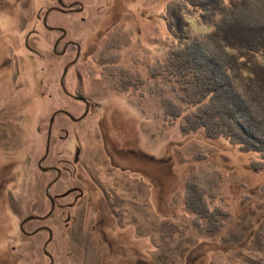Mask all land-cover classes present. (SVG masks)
Instances as JSON below:
<instances>
[{
  "label": "rangeland",
  "instance_id": "rangeland-1",
  "mask_svg": "<svg viewBox=\"0 0 264 264\" xmlns=\"http://www.w3.org/2000/svg\"><path fill=\"white\" fill-rule=\"evenodd\" d=\"M182 1L0 0V264H264L263 156L182 132Z\"/></svg>",
  "mask_w": 264,
  "mask_h": 264
},
{
  "label": "trees",
  "instance_id": "trees-1",
  "mask_svg": "<svg viewBox=\"0 0 264 264\" xmlns=\"http://www.w3.org/2000/svg\"><path fill=\"white\" fill-rule=\"evenodd\" d=\"M188 5L206 27L199 36L187 34ZM169 17L171 32L179 34L165 68L170 93L196 107L182 132L201 128L210 138L226 137L264 158V63L256 59L264 53V0H183ZM200 200L192 205L198 213Z\"/></svg>",
  "mask_w": 264,
  "mask_h": 264
},
{
  "label": "water",
  "instance_id": "water-1",
  "mask_svg": "<svg viewBox=\"0 0 264 264\" xmlns=\"http://www.w3.org/2000/svg\"><path fill=\"white\" fill-rule=\"evenodd\" d=\"M57 2H58V4L60 5V6H63V4L61 3V0H57ZM58 11H60V12H64V10L63 9H60V8H56ZM74 11H76V10H74ZM25 46L29 49V47L27 46V43H26V40H25ZM63 90H64V93L65 94H68L67 93V91L63 88ZM69 96H71L70 94H68ZM73 99H75V100H80V101H82V102H84V104H85V110H84V113L79 117V118H74L72 115H70L68 112H66V111H63V110H60L61 112L60 113H63V114H65L70 120H72V121H79V120H81L84 116H85V114H86V112H87V110H88V106H89V104H88V102L87 101H85L83 98H81V97H79V96H71ZM53 118H54V115L50 118V121H49V126L51 125V123H52V121H53ZM48 133H49V131H48ZM47 144H48V139H47ZM46 152H47V150H46ZM44 169V168H43ZM49 200H50V203H51V211H52V209H53V207H54V202H53V199L49 196ZM50 211V212H51ZM34 217H29L27 220H31V219H33ZM20 229H22V224L20 225ZM47 231H48V234H49V238H51V231L47 228ZM45 252V251H44ZM46 253V252H45Z\"/></svg>",
  "mask_w": 264,
  "mask_h": 264
}]
</instances>
